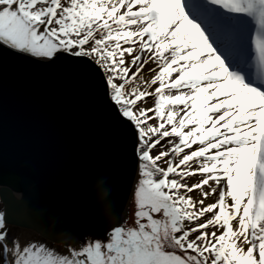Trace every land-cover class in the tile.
Listing matches in <instances>:
<instances>
[{
  "label": "snow or ice",
  "instance_id": "snow-or-ice-1",
  "mask_svg": "<svg viewBox=\"0 0 264 264\" xmlns=\"http://www.w3.org/2000/svg\"><path fill=\"white\" fill-rule=\"evenodd\" d=\"M0 48L99 71L140 177L131 219L66 253L0 213L4 264H264V0H0Z\"/></svg>",
  "mask_w": 264,
  "mask_h": 264
},
{
  "label": "water",
  "instance_id": "water-1",
  "mask_svg": "<svg viewBox=\"0 0 264 264\" xmlns=\"http://www.w3.org/2000/svg\"><path fill=\"white\" fill-rule=\"evenodd\" d=\"M101 75L67 54L47 61L0 48L6 223L63 241L64 232L82 237L125 222L138 171L135 140Z\"/></svg>",
  "mask_w": 264,
  "mask_h": 264
},
{
  "label": "rangeland",
  "instance_id": "rangeland-1",
  "mask_svg": "<svg viewBox=\"0 0 264 264\" xmlns=\"http://www.w3.org/2000/svg\"><path fill=\"white\" fill-rule=\"evenodd\" d=\"M148 102H149L148 107H151L153 105L152 99H149ZM153 154H155V153H153ZM0 213H2L1 203H0ZM6 225L9 229V237H8L9 242L18 238L21 247L25 246L26 242L29 241L28 243H30V242L44 243L49 248L53 249L54 251L60 252V253H66L68 250V248H66L67 246L54 244L53 242L46 240V239L38 236L37 234H35V235L32 234L31 231H28L26 229H23V228H20L17 226H11L8 224H6ZM5 255L6 254L4 253L3 248H0V264H4ZM7 259L9 261V264H13L14 256L11 253L7 254Z\"/></svg>",
  "mask_w": 264,
  "mask_h": 264
},
{
  "label": "bare ground",
  "instance_id": "bare-ground-1",
  "mask_svg": "<svg viewBox=\"0 0 264 264\" xmlns=\"http://www.w3.org/2000/svg\"><path fill=\"white\" fill-rule=\"evenodd\" d=\"M241 43H244V39L243 38H241V37H238V40H237V46H238V48L241 50ZM155 67V65H153V64H149V65H147L146 66V68H145V70H144V76L146 77V78H150V76L152 75V73H150V72H148L147 71V69L148 68H154ZM152 102H153V100H152ZM149 103V102H148ZM147 107H148V104L146 105ZM139 169H138V171H137V176H136V180H135V184H134V189H133V193H132V197H131V200H130V204H129V208H128V211H127V215H126V218H125V221H129L130 219H131V217H132V213H133V211H134V204H133V200H134V190H135V186H136V184H137V182H138V180H139ZM0 188H1V186H0ZM13 194L15 195V197H17L18 199H20L21 197H22V193L21 192H13ZM14 226H17V225H14ZM17 227H20V228H23V229H26V230H28V231H31V233L32 234H37L38 236H40V237H42V238H44V239H46V240H49V241H51V242H53L54 244H57V245H59L60 243V245H62V244H64V245H66L67 247L66 248H69V244L68 243H66V242H63V241H60V240H51V239H49V238H47V237H45L44 235H42V234H40L36 229H32V228H29V227H22V226H17ZM107 230V229H106ZM106 230H102V231H99V232H95V233H92V234H88V235H85V236H82V237H78V238H83V237H86V236H103V234L105 233V231ZM29 241H27L26 242V244L28 243ZM63 246V245H62ZM12 258V257H11Z\"/></svg>",
  "mask_w": 264,
  "mask_h": 264
}]
</instances>
